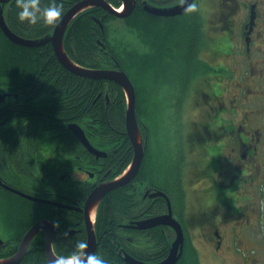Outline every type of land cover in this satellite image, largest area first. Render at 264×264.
<instances>
[{
    "label": "flooded vegetation",
    "instance_id": "flooded-vegetation-1",
    "mask_svg": "<svg viewBox=\"0 0 264 264\" xmlns=\"http://www.w3.org/2000/svg\"><path fill=\"white\" fill-rule=\"evenodd\" d=\"M63 1L71 2L72 0H62V3ZM78 1L81 0L72 2L63 15ZM229 1H232V4H229ZM110 2L112 3L111 0ZM242 2L243 0H220L222 10H217L213 14V17L218 20L216 22L218 26L216 27L214 22L211 24L212 35L215 32L213 29L220 28L219 19H221L224 30H231L234 33V40L239 38V44L242 43L241 37L235 36L233 19H231V16H235L239 12ZM141 3V0H137L136 7ZM170 3L172 1L164 0L162 2L158 1L157 4L166 6ZM245 5L249 10L248 19L244 22L242 30V44L245 52L243 67H237V76L226 73L221 74L222 69L219 68L221 63L227 62L231 65L227 54L218 55L212 49L213 60H208L207 56L204 55V50H207V47H205L202 49L200 57L206 62V65L201 67L187 61V54H183L186 49L181 51V57L183 55L184 58L182 57L180 62L173 61L172 55L175 56L176 52L172 39L169 46L172 63L168 67L169 71L166 73V78L168 79L169 74L175 73L178 63L182 76L173 79L172 85L174 84V92L177 94L175 101L178 100L179 105H183V111L178 113V115H181L179 122L183 125L184 119L190 121L186 139L182 143L185 145V149L187 148L185 150L187 151V157L191 158L189 173L194 177V183H196L194 189L198 191L195 210L189 213V208L187 209L186 206V212H180L182 214H179L183 219L180 222L185 236L183 254L180 260L184 258L189 243L188 240L191 241L196 250L197 257L214 251L218 256L216 263L221 264L226 262L233 254L244 257V260H248L247 256L252 257V252L243 245L245 237L248 236V228L249 232H254L253 236L258 238L259 242L262 241V238L264 239V0H249ZM97 7H91L80 13L79 16ZM99 8L105 10L102 7ZM105 11L107 12V10ZM105 11L101 12L99 16L92 15L95 22L100 26L98 19L100 21L104 19L102 16L105 15ZM185 15L186 13L177 16L154 15L156 17L153 19L168 20V22H170L169 20L180 19L179 23L184 27L186 26V20L182 19H185ZM104 30L106 31V29H102L103 35L97 38V42L104 47L106 55L109 50L106 45V32ZM102 40L103 42H101ZM222 56L224 59L220 60L219 57ZM103 62L106 64L105 60ZM194 65L196 67L192 75L188 74L187 67ZM102 80L106 81V79ZM26 84L25 81V86ZM192 88L193 94L196 95L193 96V111L191 112L189 109L187 110L185 100H187V95ZM34 94L36 93H25V98ZM107 95L108 93L105 91L108 102ZM11 96L12 93L8 94L0 102V109L4 107L3 110H0L1 122L5 121L7 113L14 115L19 113L18 117L22 119L20 115L28 112L25 106L26 103L21 104L19 102L24 99L21 100L20 95L17 93H14L17 100L6 105L7 98ZM36 113L39 114V112ZM14 120L16 119L6 122L4 126L14 124ZM18 121L17 119L16 123ZM41 125L42 123L39 126L37 124L38 134ZM108 126L107 124L106 129L102 128L101 136L103 140L101 141H92L83 127L90 142L105 153L104 156L99 157L93 154L98 163L92 169L83 165H76L77 156L73 150L68 155L61 153L59 140L57 139L51 142H41L40 148L34 154L29 151L27 141L21 143L15 138V140L7 142L12 147L7 150L5 158L0 157V220L5 221V224L0 227V260L14 255L28 231L40 221L48 222L47 229H41L33 236L25 256L29 252L40 248H44L46 253L45 245L49 236L53 237L55 252L58 243L70 241L76 238L80 232H85L88 238L85 212L87 197L96 186L112 180L110 176L115 170L114 165L117 166L116 164L119 162L115 155L125 142V140L120 139V135L129 139L126 129L113 127L108 130ZM18 128L21 127L17 126L16 129ZM16 129L14 128L11 131ZM142 133L146 144L145 126ZM77 139L79 140L78 137ZM129 141L131 142L130 139ZM79 142L86 149L80 140ZM94 142L100 145L111 144L112 147L105 149L96 146ZM183 144L181 149L184 148ZM146 155L147 152L143 165ZM161 157L164 162H169L168 152L161 153ZM84 159H88V157L84 156ZM143 165L138 175L126 184L130 187L125 192L128 194L131 192L136 198V204L134 201L131 214L129 216L118 214L119 219L117 218L118 221L115 224L114 231L102 228L98 221V214L94 225L97 243H99L102 235H108L107 232H109L115 235V240H119L117 241L119 242V254L122 257L125 251L134 257L136 256L133 252H137L152 259L136 258L147 262H156L157 260L154 259L157 258V254L164 255L159 260H163L169 255L172 243L176 239L175 233V237L172 238L173 228L162 224L145 229L127 226L131 221L145 220L157 214L166 213L169 210L166 197L152 196L155 192L162 190L170 197V193L165 188L168 177L163 176L160 179L155 178L149 181L148 175L144 174L143 170L144 179L140 180L138 176L143 169ZM171 169L170 167L168 170L170 173L172 172ZM30 177H32V184H29L27 180H23H31ZM174 187L178 191L177 186L174 185ZM179 189L181 190V199L186 202V195H189L192 191L191 188L188 189V192L182 188ZM112 190L100 201L98 213L100 206L107 201L106 198ZM29 196L38 198V200H33ZM142 201L145 202L143 206L140 205ZM231 215L233 220H231ZM12 219L13 222L16 221V224L13 223L12 230H9L6 227L12 223ZM225 227H228V229L225 230ZM158 230L162 231L168 238H166L168 246L165 248L156 244V247L147 251V248L140 247L133 240L132 235L134 234L140 236L144 234L152 235L155 240L157 236L155 234ZM196 230H198V237L194 236ZM189 231L193 235H190Z\"/></svg>",
    "mask_w": 264,
    "mask_h": 264
},
{
    "label": "trees",
    "instance_id": "trees-1",
    "mask_svg": "<svg viewBox=\"0 0 264 264\" xmlns=\"http://www.w3.org/2000/svg\"><path fill=\"white\" fill-rule=\"evenodd\" d=\"M74 1L77 0H72L71 2L63 1V13ZM111 1L116 6L121 4L120 0ZM155 1L162 2L164 0ZM169 1L176 2L177 0ZM47 3H49L47 0H42L43 6H47ZM6 7V16L11 28L22 36L41 37L50 33L54 28V26L46 25L42 21L37 24L21 22L17 15L18 9L15 0ZM103 11L105 10L99 7L93 8L92 11L88 10L84 14L78 15L79 17L77 16L67 29L65 36L66 49L72 59L79 64L100 67L96 61L98 55V59L101 56L102 60L106 61L108 65L106 67H116L115 58H118L113 47L110 46L109 52L105 55V49L102 50V46L97 42V38L103 35V33L100 25L95 22L92 15L99 16ZM193 14L192 12L186 13L185 19H182L186 20V26L182 27L179 23L174 28L172 40L176 55H172V58L173 61L180 62L183 57V55L181 57V51L186 49V53L183 51V54H187V61H190L192 64L199 63V66L203 67L206 65V62L201 59L200 53L207 45V32L204 27L203 18L200 15L193 16ZM102 17L106 22L105 28L108 36L107 21L115 16L105 11V15ZM154 17L156 16L147 12L142 4H140L125 19L127 21L129 19L138 20L140 23L132 26L137 32L142 33L143 30H149L150 32L152 30L144 19H152ZM120 64L122 65V63ZM123 64L128 72L129 69L135 68V65H126L125 61H123ZM195 67V65L192 67L188 66V74L192 75ZM181 76L182 73L180 74V78ZM25 81L27 82L26 86ZM106 85L108 86L106 87ZM105 91L109 95V103L104 95ZM5 92L12 93V96L7 98L6 105L17 100L14 96V93H17L20 95L21 100H25L19 102L21 104L26 103L25 106L28 112L20 115L22 119H19V113L16 115L7 113L5 121L1 122L0 120V157L3 158L6 157L7 150L12 147L7 142L15 140V138L21 143L27 141V147L31 154L36 153V150L41 146V142H51L57 139L59 140V150L61 153L68 155L73 150L77 156L75 164L92 169V167L97 165L98 160L87 149H84L67 125L70 122L77 121L82 123L84 119L89 120L91 131L87 130V135L92 141L96 133L100 132V127L106 129L107 124L109 125L108 130L113 127L125 130L126 97L121 86L112 81L88 79L75 75L58 61L51 43L38 47L18 45L11 41L0 27V93ZM25 93L36 94L28 95L25 98ZM3 108L0 110H3ZM36 112H39V114ZM13 119H16L14 124L4 126L6 122ZM17 119L19 121L16 123ZM41 123L43 127L40 130V135V133H37V124L39 126ZM17 126L21 128L16 129ZM14 128L16 132L14 130L11 131ZM125 137L120 135V139L125 140V142L115 155V158L119 162L115 163L117 166L114 165L115 170L112 172L110 178H114L122 173L133 157L131 142ZM84 156L88 157V159H84ZM143 170L144 166L138 178L143 175ZM128 187L130 185L112 190L106 198L107 201L100 206L98 221L103 229L107 228L109 231H114L115 224L119 219L118 214L123 216L131 214V208L134 205V201L136 204V198L131 192L130 194L125 192ZM107 234L102 235L100 238L96 254L106 259L108 264H128L119 254V242H117L119 240H115V235L112 233L107 232ZM155 235H157L155 237L156 244H159L162 248L168 246L166 244L168 243L166 241L167 236L162 231L158 230ZM79 241H87L85 232H80L76 238L70 241L58 243L57 254L59 256H68L81 252L82 250L77 248ZM192 248V244L188 243L186 251L191 249V253L195 254ZM133 254L141 259H152L137 252H133ZM163 256V254L159 253L154 260H159ZM190 257L192 258L190 259L192 261L191 264H198L195 256L191 255ZM18 264L52 263L48 260L45 249L40 248L29 252ZM176 264H184L183 259Z\"/></svg>",
    "mask_w": 264,
    "mask_h": 264
},
{
    "label": "rangeland",
    "instance_id": "rangeland-1",
    "mask_svg": "<svg viewBox=\"0 0 264 264\" xmlns=\"http://www.w3.org/2000/svg\"><path fill=\"white\" fill-rule=\"evenodd\" d=\"M149 1L158 5V2L155 0ZM247 1L249 0H243L239 12L235 16H231V19H233L235 36L241 37L242 43V30L244 27V22L248 19L249 15V10L245 5ZM194 3L197 4V9L192 12L194 13L193 16L200 15L203 18L204 27L207 32V50H204V55L207 56L208 60H213L212 49L215 50L218 55L227 54L231 65L227 62L221 63L219 66V68L222 69L221 74L226 73L232 76H237V67H243V58L245 52L244 45L242 43L239 44V38L234 40V33L231 32V30H224L221 19H219L220 28L217 30L213 29L215 30L214 35H212V28H210L213 22L216 27L218 26L216 24L218 20L216 17H213V14L217 10H222L220 0H195ZM228 3L232 4V1H229ZM6 4L8 6L9 2ZM144 20H146V24L149 25V28L152 29L151 32L149 30H143L142 33L137 32L132 25L139 24L140 22L138 20L129 19L127 21L121 17L110 18L107 21L108 36L107 33L105 34L106 45L108 50H110V46L113 47L116 57L121 61L120 63H122L124 70L127 71L123 61L126 62V65H135V68L132 70L129 69V72L132 75L133 81L135 82L137 88V117L140 124H142V127H146L145 135L147 136V155L143 165L144 174L148 175L147 178L149 181L155 178L160 179L163 176L168 177L167 184H163L165 185L166 190H168L170 193L173 209L175 211L174 216L178 220H183L179 214L186 212L188 208L189 213L195 210L198 191L194 189L196 183H194V177L191 175V173H189L191 158L187 157V151H185L187 148L185 149V145L182 143L186 139V132L190 126V121L184 119L183 125L181 122H179V117L181 115H178V113L183 111V105L180 106L179 101H175L177 94L174 92V84L172 85L173 79L180 77V66L177 65L178 67L177 70H175V73L169 74L168 79L166 78V73L169 71L168 67L172 63L169 53V46L171 45L174 28L179 24L180 19L169 20L170 22H168V20L159 21L153 18ZM105 23L106 22L104 21V25ZM169 34L171 35L169 36ZM165 39H167L166 42ZM219 58L220 60L224 59L223 56ZM99 59L97 55L96 61L98 62V65L106 68L107 63L106 65L104 64V60H102L101 56H99ZM197 66H199V63ZM211 66L214 67L213 65ZM107 86L108 85H106V87ZM193 92L194 91L192 88L187 95V100H185L187 102V110L189 109L191 112L193 111V96L196 95L193 94ZM81 124L80 125L86 129V132L87 130L91 131L89 120L84 119ZM42 127L43 126L41 125V129ZM101 131L102 128L100 127V132L96 133L97 137H93L94 141L103 140ZM94 143L96 146L105 149H110L112 147L111 144L100 145L97 144V142ZM182 144L184 145L183 149H181ZM164 152L169 153L170 158L168 163L164 162L161 157V153L163 154ZM170 167L172 168L171 173L168 171ZM144 174L140 177V180L142 178L144 179ZM30 178L31 180H23H27L29 184H32V177ZM174 185L177 186L178 191L175 189ZM179 188L187 190V192L189 191L188 189L191 188L192 191L189 193V195H186V202L181 199V190ZM140 205H145V202L142 201ZM186 206L187 209L185 210ZM231 220H233L232 215ZM13 223L16 224V221L13 222L12 219V223H10L6 228L12 230L11 227H13ZM4 224L5 221L0 220V227ZM227 229L228 227H225V230ZM189 233L190 235H193L190 231ZM247 235L248 236L245 237V240L243 241V245L252 252V257L250 258L247 256L248 260H244V257L238 254H233L227 259L226 262L221 264H264V239L262 238V241L259 242L258 238H254L253 236L254 232H249V228L247 229ZM150 236L145 234L143 236L135 234L132 235L133 240L140 247L147 248V251L149 249L152 250L153 247L157 246L153 236ZM194 236L198 237V230L195 231ZM174 237L175 236L173 232L172 238ZM188 242L191 243L189 240ZM190 253L191 249L185 251L183 258L184 264H191L190 259L192 258L190 257ZM192 256L196 257L197 253L192 254ZM198 258L199 261L202 262H199L198 264H217L216 262L218 260V256L214 251L210 252V254H202V256Z\"/></svg>",
    "mask_w": 264,
    "mask_h": 264
},
{
    "label": "water",
    "instance_id": "water-1",
    "mask_svg": "<svg viewBox=\"0 0 264 264\" xmlns=\"http://www.w3.org/2000/svg\"><path fill=\"white\" fill-rule=\"evenodd\" d=\"M9 1L10 0H3V3L0 4V27L2 28L3 32L13 42L28 47H37L50 42L52 43L57 59L66 69L81 77L91 78V79H106L109 81H113L117 83L119 86H121L126 94L127 108H126L125 123H126V133L129 139L131 140V143L134 148V157L132 163L120 177H117L113 180H109L107 182H104L96 186L88 195L85 203L86 222H87L86 228L88 233L87 243L89 247L84 249L82 252L96 253L98 243H97L95 225L94 222L92 221V211L94 209H98L100 201L110 190L118 186H122L130 183L138 175L145 157V144L137 117L136 88L129 75L123 69L89 68L77 64L70 58V56L66 52L64 46V35L73 18L90 7L93 6L102 7L115 16L127 17L134 11L137 0H122V2L125 5L123 11H118L109 2V0H81L75 3L62 16L60 22L57 24V26L55 27L52 33L37 39H30L23 37L17 34L15 31H13L12 28L9 26L4 14V5ZM193 2H195V0H187L186 3L180 0L178 3L172 6L162 7V6L153 5L150 2L145 1L144 8L146 11L156 15L176 16L186 12L188 4H191ZM101 26L103 27L102 23ZM5 98H6V94H0V102ZM69 128L73 131V133L79 138V140L91 153L95 154L98 157L105 155L103 150L98 149L90 142L88 136L86 135L85 130L80 124H78L77 122L70 123ZM18 192L21 193L20 191ZM152 196L166 197L169 206L168 212L150 217L145 220L131 221L127 226L138 229H145L161 224L169 225L175 230L176 239L172 243L169 255L165 259L157 262H147L138 259L125 251V253H123V258L128 264H175L182 256L184 242H185L184 231L181 222L177 218H175L173 214V208L170 197L167 195L166 192L161 190L155 192ZM29 198H32L33 200H38V198L31 196H29ZM47 225H48L47 221H40L36 223L28 231V233L22 240L18 251L11 257L4 260H0V264H18L25 256L33 236L39 230L47 229ZM45 248H46L47 257L49 261L52 263V261L58 257L53 247V237L50 236L47 237Z\"/></svg>",
    "mask_w": 264,
    "mask_h": 264
},
{
    "label": "clouds",
    "instance_id": "clouds-1",
    "mask_svg": "<svg viewBox=\"0 0 264 264\" xmlns=\"http://www.w3.org/2000/svg\"><path fill=\"white\" fill-rule=\"evenodd\" d=\"M18 9L17 15L21 22L37 24L42 21L46 25H56L60 22L63 15L62 0H49L47 6L42 5V0H15ZM187 2V0H182ZM3 0H0V4ZM197 9L196 3L188 4L187 11L191 12ZM15 121V120H14ZM13 121V123H14ZM95 218V214H93ZM89 245L87 241H79L78 249H86ZM52 264H108V261L96 253L78 252L68 256H58L52 261Z\"/></svg>",
    "mask_w": 264,
    "mask_h": 264
},
{
    "label": "bare ground",
    "instance_id": "bare-ground-1",
    "mask_svg": "<svg viewBox=\"0 0 264 264\" xmlns=\"http://www.w3.org/2000/svg\"><path fill=\"white\" fill-rule=\"evenodd\" d=\"M133 12H134V11H133ZM133 12H132V13H133ZM132 13H131V14H132ZM131 14H130V15H131ZM130 15H129V16H130ZM129 16H127V17H129ZM152 127H153V126H152ZM140 129H141V131L143 132V127L141 126V124H140ZM158 129H159V128H158ZM158 129H156V130H158ZM154 130H155V128H154ZM156 132H157V131H156ZM154 133H155V132H154ZM154 137H155V136H154ZM155 138H156V137H155ZM150 142H151V141H150ZM154 148H155V147H154ZM93 214H95V218H93ZM96 216H97V209H94V210L92 211V221H93V222L96 221Z\"/></svg>",
    "mask_w": 264,
    "mask_h": 264
}]
</instances>
